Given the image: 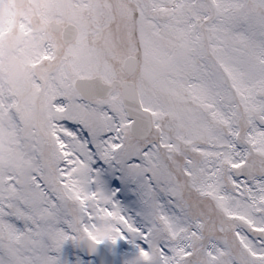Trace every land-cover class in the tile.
<instances>
[{"label":"snow or ice","instance_id":"snow-or-ice-1","mask_svg":"<svg viewBox=\"0 0 264 264\" xmlns=\"http://www.w3.org/2000/svg\"><path fill=\"white\" fill-rule=\"evenodd\" d=\"M0 264H264V0H0Z\"/></svg>","mask_w":264,"mask_h":264}]
</instances>
